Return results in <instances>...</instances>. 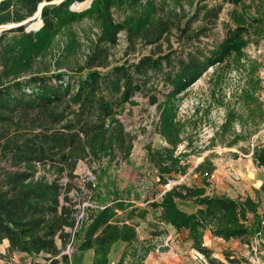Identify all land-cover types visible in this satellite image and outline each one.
I'll return each instance as SVG.
<instances>
[{
    "label": "trees",
    "instance_id": "trees-1",
    "mask_svg": "<svg viewBox=\"0 0 264 264\" xmlns=\"http://www.w3.org/2000/svg\"><path fill=\"white\" fill-rule=\"evenodd\" d=\"M54 1L0 0V25L24 21L36 13L41 3H48L42 8L44 26L38 33H26L24 26H20L0 37V243L8 239L9 254L44 253L50 264H59L57 256L79 222L77 209L73 208L75 203L68 195L71 187L64 186L60 179L64 174L73 177L81 161L130 156L134 135L117 117L120 106L132 102L139 92L152 103L158 102V91L153 92V88L158 90L159 77L169 88L163 101L158 102L161 117L157 131L170 147L161 152L150 150V160L160 170L162 183L167 184L166 174L187 170L188 164L182 160L188 154L176 155V149L187 141L188 152L192 145L188 136H184L186 124L177 120L178 96L209 68L229 66L233 61L240 63L245 59L249 78L235 92V103L229 105L224 96L220 100L222 106H227V112L215 137L232 134L227 142L232 147L256 133L264 123V79L258 74L264 65L247 58L245 49L252 42L249 28L238 23L229 27L224 37L209 48L195 45L204 34L202 30L176 26L179 40L183 42L180 52L173 49L164 53L161 48L136 62L109 67L106 45H114L121 30L127 28L131 48L135 49L136 43L142 41L159 43L175 26L166 20H159L155 25H139L134 19L124 26L110 19L103 36L80 67V74L34 72L36 57L47 47L43 32L52 31L58 14L76 0L59 4ZM225 1L239 4L247 0ZM9 32L17 33L6 43L5 35ZM36 35L44 41L41 46ZM236 123L241 126L240 131L235 129ZM245 151H252L254 164L264 168V142ZM209 161L205 158L196 169H203ZM40 168L50 170L56 177L50 180L45 175H37ZM214 172L212 168L206 170L204 177L208 179ZM88 185L93 189L92 183ZM256 193V198L250 194L232 197L225 192L207 193L206 186L180 183L166 190L160 201L151 204L160 209V225L187 230L193 247L211 264H225L204 244V233L210 230L225 240L258 237L259 232H264V212L260 213L264 181ZM186 201L197 206L196 210L181 209L178 204ZM123 205L117 201L92 211L88 225L82 226L85 237L80 249L94 251L92 264H107L111 248L119 239L126 240L127 245L117 264H146L147 256L156 248L149 240L138 238L136 229L129 223L133 214L124 220L118 216L115 207ZM226 259L232 264H252L246 258L230 254H226Z\"/></svg>",
    "mask_w": 264,
    "mask_h": 264
},
{
    "label": "rangeland",
    "instance_id": "rangeland-1",
    "mask_svg": "<svg viewBox=\"0 0 264 264\" xmlns=\"http://www.w3.org/2000/svg\"><path fill=\"white\" fill-rule=\"evenodd\" d=\"M62 1L64 0H56L53 3L59 4ZM84 1L72 2L58 14L54 29L43 32L47 47L45 52L39 53L36 57L34 72L62 71L71 76L80 74V67L85 64L94 44L103 36L107 21L110 19L124 26L130 24L132 19L139 25H155L159 20H166L171 26L173 24L175 26L159 43L150 44L142 41L136 43L135 49L131 48L127 28L121 30L117 34V42L114 45H106L109 51V67L126 61L136 62L142 56L161 48L164 53L173 49L180 52L183 42L179 40L176 26H188L192 31L202 30L204 34L195 45L209 48L224 37L229 27L238 23L249 28L248 33L252 42L245 49L247 58L256 59L264 65V0H247L239 4L225 0ZM36 22L38 23L34 26ZM12 25L14 26L10 28H2L0 37L8 30L20 26H24L26 33H38L43 28L44 21L38 17ZM16 33H7L6 43ZM37 40L40 46L44 42L38 35ZM246 64L245 59H241L240 63L233 61L229 66L211 67L195 84L178 96L177 120L186 124L184 136H188L192 145L188 152L187 141L176 149V155L188 154L182 160L183 164H188L187 170L186 173L176 170L166 174L164 178L167 184L162 183L160 170L151 162L150 150L161 152L164 148L170 147L157 131L161 117L158 102L163 101L164 94L168 93L169 88L164 86L163 80L159 77L158 90L153 88V92L158 91V102L152 103L148 96L139 92L133 96L132 102L118 108L117 117L124 123L126 130L134 135L130 156L127 159L106 157L95 162L81 161L73 177L64 174L60 179L64 186L71 187L68 195L75 203L73 208L77 209L79 225L75 228L76 234H73L70 246L67 244L57 256L60 259L59 264L93 263L94 251L80 249L85 237L82 226L88 225V217L92 211L114 202L121 201L124 204L123 207H115L121 219H128L129 215L133 214V219L129 220V223L136 229L140 240H149L156 246L153 250L155 251L163 243L162 240L168 230L165 225L157 227L156 220L159 218L160 209L154 208L151 203L160 201L161 194L172 186L184 183L206 186L207 192L210 193L225 192L232 197H245L250 194L254 198L257 197L256 190L264 181V168L254 164L252 151L247 153L245 150H252L255 144L264 142V123L256 133L232 147L227 145L232 134L227 137L219 135L215 137L227 112V106H222L220 100L224 96L229 105L235 103V92H239V88L249 78ZM106 69L101 68L104 71ZM258 74L264 79V66ZM262 99L264 100V92ZM235 129L240 131L241 126L236 123ZM205 158H209L210 161L203 169L197 170L198 164ZM211 168L215 170L214 176L207 179L203 172ZM37 175H45L50 180L56 177L55 173L44 168H40ZM89 183H92L93 189L89 187ZM261 199L260 213H263V194ZM253 220L251 216V224ZM168 228L173 232L175 244L179 245L180 249L184 248L185 256H191L189 259L185 258L186 264H190L191 260L211 264L193 247L187 231ZM236 239L238 240L228 244L215 239L217 243L213 256L223 260L225 264H232L226 259V254L240 259L246 258L252 264H264V236ZM172 241H169L170 246H173ZM3 243L4 241L0 243V264H7L1 260H7L10 264H21L22 259L15 261L13 254L8 253L9 247L6 248L5 254L1 252ZM256 244L257 251L253 250V245ZM126 245V240L119 239L111 248L107 264H117ZM174 250L178 251L177 248ZM28 255L33 259L29 261L30 263L26 261L25 264L33 262L50 264V261L45 260L47 255L44 253ZM118 255V260L113 263Z\"/></svg>",
    "mask_w": 264,
    "mask_h": 264
},
{
    "label": "crops",
    "instance_id": "crops-1",
    "mask_svg": "<svg viewBox=\"0 0 264 264\" xmlns=\"http://www.w3.org/2000/svg\"><path fill=\"white\" fill-rule=\"evenodd\" d=\"M210 193V192H207ZM161 198H162V194H161ZM180 202V201H179ZM178 202V203H179ZM179 207L185 211L188 212H193L196 210L197 206H195L192 202L190 201H186V202H181L178 204ZM160 214V212L158 213V215ZM157 224H162L160 223L158 220H156ZM165 227L168 230V233L166 234V236L163 238V243L161 245L158 246V248L155 251H151L149 253V255L146 258V264H186L185 262V258L189 259L191 256H185L184 254V248L179 247V245L175 244L174 240H173V235H172V230H170L168 227H173V229L176 230V228L172 225H165ZM182 231H187V230H182ZM188 232V231H187ZM212 232L210 230H206L204 233V244L206 246H208L209 248L213 249L215 248V244L217 243V241L215 239H218V241H224L227 244L232 242V241H236L238 239L233 238V239H229V240H225L221 237H217V236H212ZM210 236H212V238H210ZM209 238V241H207V239ZM173 240V241H172ZM172 241L173 246H170V242ZM162 248H161V247ZM9 247V241L6 239L4 240L3 243V250L1 251L2 253H5L7 251L6 248ZM170 248V249H168ZM175 248L178 249V251L175 252ZM6 249V250H5ZM172 252V253H171ZM214 254V253H213ZM13 259L18 260V259H22L21 260V264H25L26 261H28V263L31 262V260L33 259V257H30L27 253L24 252H15L13 254ZM119 258L118 257L114 258V262L117 261ZM1 261H5L7 264H10L7 260H1ZM30 261V262H29ZM190 264H203L202 262L199 263L198 260L196 261H192L190 262Z\"/></svg>",
    "mask_w": 264,
    "mask_h": 264
},
{
    "label": "water",
    "instance_id": "water-1",
    "mask_svg": "<svg viewBox=\"0 0 264 264\" xmlns=\"http://www.w3.org/2000/svg\"><path fill=\"white\" fill-rule=\"evenodd\" d=\"M48 4L47 2H43L39 5V10L38 12L36 13V15H34V17H29L28 19H33V18H36L37 16H39L40 18H42V8L44 7V5ZM13 23H9V24H4V25H0V26H3V28H10V27H13L14 25H12ZM11 25V26H10Z\"/></svg>",
    "mask_w": 264,
    "mask_h": 264
},
{
    "label": "built area",
    "instance_id": "built-area-1",
    "mask_svg": "<svg viewBox=\"0 0 264 264\" xmlns=\"http://www.w3.org/2000/svg\"><path fill=\"white\" fill-rule=\"evenodd\" d=\"M213 176H214V173H213L210 177H213ZM210 177H209V178H210ZM78 225H79V222H78ZM78 225H77L76 227H78ZM74 233H75V231L73 232V234H74ZM73 234H72V236H71L69 242L67 243V244H68V247L70 246V243H71V241H72ZM258 236L263 237V236H264V232H263V231H262V232H259ZM253 250H255V251L258 250V244H256L255 246L253 245ZM5 253H6V252H5ZM5 253H4V254H5Z\"/></svg>",
    "mask_w": 264,
    "mask_h": 264
}]
</instances>
